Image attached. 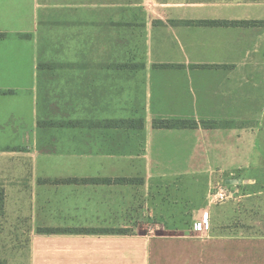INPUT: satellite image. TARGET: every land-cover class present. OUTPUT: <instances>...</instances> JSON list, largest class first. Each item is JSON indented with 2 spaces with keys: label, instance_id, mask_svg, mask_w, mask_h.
<instances>
[{
  "label": "crops",
  "instance_id": "crops-1",
  "mask_svg": "<svg viewBox=\"0 0 264 264\" xmlns=\"http://www.w3.org/2000/svg\"><path fill=\"white\" fill-rule=\"evenodd\" d=\"M50 12L52 20H42ZM41 33L53 63L83 58L90 66L60 87L95 98L91 112L123 113L127 104L134 107L130 111L158 114L150 123L143 120L140 130L103 127L109 121L140 120L123 117L79 127L98 134L149 131L144 142L150 160L153 155L206 158L222 161L225 170L247 165L255 140L248 129L254 114L264 112V0H0V205L8 229L22 223L16 232H28L24 248L0 259L6 264H264V169L225 175L223 184L240 182L228 186L234 198L197 208L189 223L166 217L156 224L166 230L122 232L100 226L125 219L132 194L138 199L139 186L154 175L139 170L127 176L111 167L123 149L110 152L107 139L86 136L70 138L71 144L84 145L70 152L13 151V144L35 145L34 130L43 128L35 112V49ZM238 114L244 121L239 136ZM155 119L192 120L198 128L154 130ZM204 122L228 127L211 131L218 140L205 142L202 154L194 138L206 130ZM174 133H182L179 148ZM133 155L142 157L141 152ZM132 177L142 179L117 182ZM74 179L111 183H60Z\"/></svg>",
  "mask_w": 264,
  "mask_h": 264
},
{
  "label": "rangeland",
  "instance_id": "rangeland-1",
  "mask_svg": "<svg viewBox=\"0 0 264 264\" xmlns=\"http://www.w3.org/2000/svg\"><path fill=\"white\" fill-rule=\"evenodd\" d=\"M53 13H45L42 20L46 18L52 20ZM48 25H51L49 23ZM46 28L48 26H45ZM46 34H38L36 39V74H37V92L35 96V112L36 122L41 124L44 122L47 125L43 128H36L32 139L35 145L31 146H17L13 144L12 149L15 152H70L75 149H83L84 145L71 144L70 138L86 136H98L96 138L107 139V145L110 152H117L121 154L123 149L124 155H119L117 162H109L114 168H121L125 171V175H136L133 171H139L142 175L145 170H150L151 177H148V182L139 186L141 193L136 199L132 194L133 200L126 204V212L118 222H113L103 229H115L125 232H159L166 230L165 226L156 225L160 220L166 217L180 221L183 219L189 223L192 217H197L196 209L201 206L216 207L223 203L212 202L211 196L215 188L223 184L221 179L225 175L236 178L235 174L241 169H264V112L254 114V120L251 130L253 133V141L251 155L252 160L244 166H236L233 170H225L223 162L220 160L210 161L206 158L198 160L182 161L166 160L163 158H156L150 160L146 155L145 138L150 135L147 132L135 131H109L98 134L95 132H87L81 128H70L69 123L80 122L85 125V121L97 120L99 118H124V119H147L150 123L151 119L156 115L155 113H143L138 111H130L134 109L132 106L125 105V112L110 113L102 112L95 113L90 111L92 103L95 98L86 97L84 91L70 90L69 87L62 89L60 83L69 84L68 81L71 76H81L90 70V66L84 65L83 58L79 59L80 63L71 64H56L53 63L54 54L52 49H48V41L45 38ZM74 83V82H73ZM97 106L100 107V98ZM126 101L131 99L125 98ZM137 109V108H135ZM237 135L239 136L244 128L242 127L244 121H240V115H237ZM54 123L55 126L49 127L48 124ZM82 124V125H83ZM213 124V125H212ZM63 126V127H58ZM212 127V129H208ZM228 127L226 122L213 123L204 122V129L202 132L196 134L194 141L199 142L200 147L198 152H204L205 142H216L218 137L211 135L216 129ZM150 129V128H149ZM247 130V131H248ZM182 133H174V139L178 144L175 148L180 146V137ZM137 141V145L133 142ZM112 140V141H110ZM114 140V141H113ZM239 140V137H238ZM74 141V140H73ZM117 141V144H115ZM123 143V144H122ZM118 147V151L115 149ZM248 147V146H247ZM99 148V146H94ZM243 146H238V149ZM239 149V150H240ZM79 152H82L81 150ZM141 152V158H134L133 153ZM238 151L237 154H239ZM204 153V157H205ZM241 154L239 155V157ZM203 157V155H202ZM239 161V160H238ZM239 163V162H238ZM262 166V167H261ZM192 170L194 173L190 175H181L184 170ZM169 171L176 173V175H164ZM133 173V174H132ZM131 183H135L142 179V177H132ZM140 178V179H139ZM138 190V189H137ZM138 211V212H137ZM3 209L0 205V257L4 254L15 253L24 248L28 232L23 234L16 231L21 228L22 223L12 226L8 229L4 224ZM188 219V220H186ZM193 223V222H192ZM198 227L199 224H196ZM204 226H208L205 224ZM185 228H192V225L184 226ZM6 264V261L0 259Z\"/></svg>",
  "mask_w": 264,
  "mask_h": 264
},
{
  "label": "trees",
  "instance_id": "trees-1",
  "mask_svg": "<svg viewBox=\"0 0 264 264\" xmlns=\"http://www.w3.org/2000/svg\"><path fill=\"white\" fill-rule=\"evenodd\" d=\"M241 23H220V22H198L196 25H240ZM164 68V67H163ZM80 122L76 123H69L70 127L73 128H83L84 124ZM46 123H38V127H45ZM49 127L54 126V123L48 124ZM213 125V124H212ZM201 126L204 128V123H201ZM105 128H111V129H142L143 128V120H122V121H109L104 124ZM151 127L154 130H195L198 128V124L195 121L192 120H174V119H155L152 120ZM208 129H212V127H209ZM118 183H131L128 179H121L117 181ZM60 183H73V184H110L111 180L109 179H92V180H67V181H61ZM40 231V230H39ZM125 232V231H122ZM0 264H5L4 262L0 261Z\"/></svg>",
  "mask_w": 264,
  "mask_h": 264
},
{
  "label": "built area",
  "instance_id": "built-area-1",
  "mask_svg": "<svg viewBox=\"0 0 264 264\" xmlns=\"http://www.w3.org/2000/svg\"><path fill=\"white\" fill-rule=\"evenodd\" d=\"M213 192L211 199L214 203H223L234 198V192L230 191L229 187L224 184L218 185Z\"/></svg>",
  "mask_w": 264,
  "mask_h": 264
},
{
  "label": "water",
  "instance_id": "water-1",
  "mask_svg": "<svg viewBox=\"0 0 264 264\" xmlns=\"http://www.w3.org/2000/svg\"><path fill=\"white\" fill-rule=\"evenodd\" d=\"M240 182L239 181H236V180H227L224 185L225 186H236L238 185Z\"/></svg>",
  "mask_w": 264,
  "mask_h": 264
}]
</instances>
